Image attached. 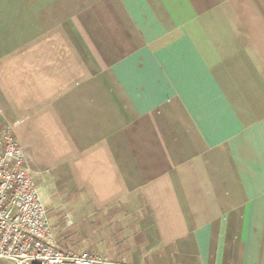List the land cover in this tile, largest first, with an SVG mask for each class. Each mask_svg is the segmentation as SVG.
Returning <instances> with one entry per match:
<instances>
[{"label":"crops","instance_id":"crops-1","mask_svg":"<svg viewBox=\"0 0 264 264\" xmlns=\"http://www.w3.org/2000/svg\"><path fill=\"white\" fill-rule=\"evenodd\" d=\"M0 124L112 260L264 264V0H0Z\"/></svg>","mask_w":264,"mask_h":264},{"label":"built area","instance_id":"built-area-1","mask_svg":"<svg viewBox=\"0 0 264 264\" xmlns=\"http://www.w3.org/2000/svg\"><path fill=\"white\" fill-rule=\"evenodd\" d=\"M0 264H134L57 244L54 227L12 126L0 124Z\"/></svg>","mask_w":264,"mask_h":264},{"label":"rangeland","instance_id":"rangeland-1","mask_svg":"<svg viewBox=\"0 0 264 264\" xmlns=\"http://www.w3.org/2000/svg\"><path fill=\"white\" fill-rule=\"evenodd\" d=\"M44 193L48 194V199L47 197L42 198L44 202L46 201V207L53 222L57 244L75 252H97L98 250L94 247L97 235L99 232L103 233L96 220L97 214L89 219H84L79 210L73 207V201H70L65 191L50 190ZM88 224L92 229H88Z\"/></svg>","mask_w":264,"mask_h":264}]
</instances>
